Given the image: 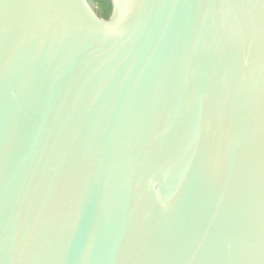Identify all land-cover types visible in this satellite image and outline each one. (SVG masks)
Returning a JSON list of instances; mask_svg holds the SVG:
<instances>
[{"label": "water", "instance_id": "1", "mask_svg": "<svg viewBox=\"0 0 264 264\" xmlns=\"http://www.w3.org/2000/svg\"><path fill=\"white\" fill-rule=\"evenodd\" d=\"M0 0V264H264V0Z\"/></svg>", "mask_w": 264, "mask_h": 264}, {"label": "trees", "instance_id": "2", "mask_svg": "<svg viewBox=\"0 0 264 264\" xmlns=\"http://www.w3.org/2000/svg\"><path fill=\"white\" fill-rule=\"evenodd\" d=\"M87 2L100 19L109 18L112 9L110 0H87Z\"/></svg>", "mask_w": 264, "mask_h": 264}]
</instances>
